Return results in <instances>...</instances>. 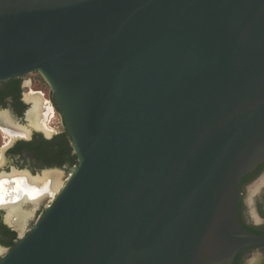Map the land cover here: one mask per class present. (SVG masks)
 Listing matches in <instances>:
<instances>
[{
	"label": "water",
	"instance_id": "95a60500",
	"mask_svg": "<svg viewBox=\"0 0 264 264\" xmlns=\"http://www.w3.org/2000/svg\"><path fill=\"white\" fill-rule=\"evenodd\" d=\"M32 71L77 163L0 264H232L264 243L238 218L264 161V0H0V79Z\"/></svg>",
	"mask_w": 264,
	"mask_h": 264
},
{
	"label": "flooded vegetation",
	"instance_id": "af4514ba",
	"mask_svg": "<svg viewBox=\"0 0 264 264\" xmlns=\"http://www.w3.org/2000/svg\"><path fill=\"white\" fill-rule=\"evenodd\" d=\"M36 106L39 117H29ZM76 163L77 155L54 91L41 73L32 71L0 79V175L9 176L15 170L37 177L61 168L68 173ZM240 188L241 224L254 234L264 235V161L242 178ZM38 205L26 229L45 211L44 201ZM5 214L6 209L0 207V246L9 248L20 234L5 220ZM232 264H264V243L240 249Z\"/></svg>",
	"mask_w": 264,
	"mask_h": 264
},
{
	"label": "bare ground",
	"instance_id": "6f19581e",
	"mask_svg": "<svg viewBox=\"0 0 264 264\" xmlns=\"http://www.w3.org/2000/svg\"><path fill=\"white\" fill-rule=\"evenodd\" d=\"M36 101L38 103V99ZM33 115L39 117V106L34 107L29 117ZM62 174L61 171H54L44 176L31 177L26 172L14 170L9 176L0 175V207L6 209L5 220L22 232L42 199L49 195L53 196L61 187L64 175ZM11 180L14 181V185L11 184Z\"/></svg>",
	"mask_w": 264,
	"mask_h": 264
},
{
	"label": "rangeland",
	"instance_id": "374dc122",
	"mask_svg": "<svg viewBox=\"0 0 264 264\" xmlns=\"http://www.w3.org/2000/svg\"><path fill=\"white\" fill-rule=\"evenodd\" d=\"M61 171V170H60ZM62 173H63V171H61ZM63 175V174H62ZM62 179H63V176H62ZM13 180H11V184H13ZM64 182V181H63ZM14 185V184H13ZM57 191V190H56ZM56 193V192H55ZM55 195V194H54ZM54 195L53 196H51V195H49V196H47L46 198H44L42 201H44V203H45V205H47V204H49L50 203V201H51V199L54 197ZM51 196V197H50ZM41 201V202H42ZM39 206V205H38ZM36 211V210H35ZM35 213V212H34ZM34 215V214H33ZM33 217V216H32ZM31 217V218H32Z\"/></svg>",
	"mask_w": 264,
	"mask_h": 264
}]
</instances>
